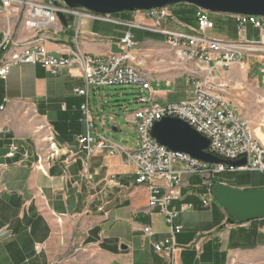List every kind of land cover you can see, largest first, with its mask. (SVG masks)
Returning <instances> with one entry per match:
<instances>
[{
  "label": "crops",
  "instance_id": "0c3cea01",
  "mask_svg": "<svg viewBox=\"0 0 264 264\" xmlns=\"http://www.w3.org/2000/svg\"><path fill=\"white\" fill-rule=\"evenodd\" d=\"M192 10L195 14V6ZM113 16L133 20V13ZM14 19V38L28 39L31 33ZM4 28L0 16V39ZM127 31L119 24L88 21L81 25L79 45L89 55L106 57L120 51L119 41ZM45 33L52 54L76 47L73 22ZM141 43L158 45L151 40ZM146 73L154 98L169 102L168 92L154 84L178 74ZM187 84L190 99L193 86ZM85 87V78L75 67L54 75L40 64L23 63L12 66L6 79L0 77V264H51L59 239L72 237L76 227L83 231V241L110 264H171L154 248L168 235V228L160 210L148 208V193L136 183L135 165L126 163L122 155L103 151L89 158V172L83 173L87 153L77 139L87 132L81 111L86 97L76 89ZM90 97L91 90V102ZM96 127L106 135L109 132L107 124L104 131ZM223 182L242 189L264 187V182L253 183L248 177L237 185ZM208 190L201 177L190 176L180 188L181 198L171 204L177 209L192 205L176 219L183 229L177 235L180 251L175 264H264V218L231 227L227 211L215 198L209 207L203 205ZM144 226H152L154 234L146 235ZM199 240L201 251L195 248Z\"/></svg>",
  "mask_w": 264,
  "mask_h": 264
},
{
  "label": "built area",
  "instance_id": "2783aa9c",
  "mask_svg": "<svg viewBox=\"0 0 264 264\" xmlns=\"http://www.w3.org/2000/svg\"><path fill=\"white\" fill-rule=\"evenodd\" d=\"M73 17L77 22L75 30L76 47L62 48L59 55L52 54L46 42L50 38L46 29L62 30L65 25L59 18ZM133 20L99 14L85 8H72L63 0H0V16L5 20L3 38L0 39V77L6 79L10 69L18 64H40L54 75H62L68 68H78L85 78L86 87L76 93L86 97L81 105L83 119L87 124L86 134L78 137V144L87 153L83 173L89 172V158L97 152L108 155H122L128 164L136 168V183L145 187L148 193V208H158L165 217L168 235L154 243L157 252L175 264L180 248L177 235L182 225L176 222L180 213L192 208L182 204L179 209L171 207L174 200L181 198L180 188L186 179L196 175L209 186L202 202L209 207L213 200L214 180L225 172L258 171L264 174V142L258 140L251 122L239 107L229 98L228 91L236 89L227 72L236 66L245 67L248 75L264 87V17L255 15L221 14L235 21L237 37L210 36L215 28L211 12L195 6L196 24L184 23L174 17L169 7L137 10L132 12ZM138 15L142 19H138ZM31 33L26 40L13 35L14 18ZM171 17L182 29H170L166 25ZM106 21L128 28L119 41L120 51L106 57H95L85 53L79 45L80 28L88 21ZM132 29L161 34L174 59L162 54L157 59L171 69H187L186 81L193 86L192 97L182 102H159L152 93L151 81L143 69L152 55L144 52L147 44L135 40ZM257 34L256 38L250 35ZM149 50V49H147ZM257 69L258 75L255 72ZM139 86L136 101L142 106L128 113L125 119L137 123V147L125 149L112 142L97 127L92 113L89 91L104 86ZM4 109V106H1ZM107 116L99 117L106 127ZM164 117H178L209 139L208 152L225 160L246 158V163L234 166L225 163H208L187 153L172 151L161 145L151 134L152 126ZM54 142L52 146H55ZM57 152V151H56ZM221 183L226 184L221 181ZM231 227H244L246 223L234 221ZM146 235H153L152 226H144ZM201 251V241L195 243Z\"/></svg>",
  "mask_w": 264,
  "mask_h": 264
},
{
  "label": "rangeland",
  "instance_id": "374dc122",
  "mask_svg": "<svg viewBox=\"0 0 264 264\" xmlns=\"http://www.w3.org/2000/svg\"><path fill=\"white\" fill-rule=\"evenodd\" d=\"M172 14L178 19H184L196 24L194 11L190 4L180 3L169 6ZM132 12L124 11L118 14H129ZM211 19L215 24V28L209 31L210 36L223 38H236L237 31L235 22L229 20L219 13H211ZM168 27L171 29H179L172 18H167ZM77 22L73 24L74 32ZM135 40L139 43L154 41L157 44H147L143 50L152 55L143 69L155 76H162L167 73L175 72L179 77L173 79L160 80L155 82L156 89L168 92L169 102H182L188 99L190 87L186 83L187 69L178 68L171 69L169 66H161L157 59L161 53L168 59H174L173 53L166 44V37L146 32L140 29H132ZM256 38L257 34L250 35ZM149 49V50H147ZM161 52V53H160ZM158 64V66H157ZM160 65V67H159ZM255 72L258 75L257 69ZM245 67L236 66L227 72V76L232 84H236V89H230L229 98L239 107L242 114L248 118L252 125V130L258 140L264 142V87L260 83H256V79L252 73L248 75ZM140 92L139 86H104L91 89V109L95 123L104 131L99 117L107 116L105 122L108 126V138L124 147L125 149H135L137 147L138 135L136 133L137 123L129 122L125 119L128 113L139 109L142 104L136 101ZM116 126L120 130L114 131L112 127ZM57 153V152H55ZM54 153V154H55ZM244 177L251 179L253 183H263L264 174L258 171L252 172H225L220 175V179L227 181L232 185H237ZM83 231L80 228H74L72 237L64 235L59 239V243L52 253L51 264H110L109 259L100 254L97 249L91 245H87L83 241Z\"/></svg>",
  "mask_w": 264,
  "mask_h": 264
},
{
  "label": "water",
  "instance_id": "95a60500",
  "mask_svg": "<svg viewBox=\"0 0 264 264\" xmlns=\"http://www.w3.org/2000/svg\"><path fill=\"white\" fill-rule=\"evenodd\" d=\"M72 8H85L99 14L114 15L124 11H149L169 7L174 4H190L211 13L230 15H255L264 17V0H63ZM61 22L68 26L73 17L59 13ZM113 130L118 131L116 128ZM158 143L172 151L187 153L208 163H225L241 166L246 158L225 160L206 149L209 139L194 129L188 122L178 117H164L156 121L151 129ZM212 195L225 208L228 215L239 223H247L264 218V187L237 188L217 182L212 186Z\"/></svg>",
  "mask_w": 264,
  "mask_h": 264
},
{
  "label": "trees",
  "instance_id": "16d2710c",
  "mask_svg": "<svg viewBox=\"0 0 264 264\" xmlns=\"http://www.w3.org/2000/svg\"><path fill=\"white\" fill-rule=\"evenodd\" d=\"M191 8L194 9V6H191ZM221 181H222V180L220 179V176H219V177H217V178L214 180V183H213V184H215V183H217V182H221ZM229 218H230V220H231L232 222L235 221V219H234L232 216H230V215H229Z\"/></svg>",
  "mask_w": 264,
  "mask_h": 264
},
{
  "label": "bare ground",
  "instance_id": "6f19581e",
  "mask_svg": "<svg viewBox=\"0 0 264 264\" xmlns=\"http://www.w3.org/2000/svg\"><path fill=\"white\" fill-rule=\"evenodd\" d=\"M137 11V10H136ZM134 12V11H133Z\"/></svg>",
  "mask_w": 264,
  "mask_h": 264
}]
</instances>
